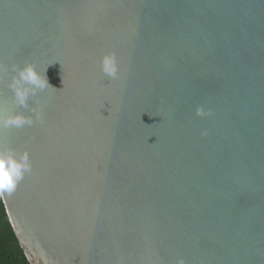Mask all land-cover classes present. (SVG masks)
<instances>
[{
	"label": "water",
	"instance_id": "95a60500",
	"mask_svg": "<svg viewBox=\"0 0 264 264\" xmlns=\"http://www.w3.org/2000/svg\"><path fill=\"white\" fill-rule=\"evenodd\" d=\"M13 64L51 86L27 107ZM8 115L29 264H264V0H0Z\"/></svg>",
	"mask_w": 264,
	"mask_h": 264
},
{
	"label": "clouds",
	"instance_id": "9594fccd",
	"mask_svg": "<svg viewBox=\"0 0 264 264\" xmlns=\"http://www.w3.org/2000/svg\"><path fill=\"white\" fill-rule=\"evenodd\" d=\"M9 70L13 75L8 87L13 93L14 103L17 105L27 107L26 101L30 95H35L38 90L51 87L46 76L42 77L31 64H25L23 67L13 64ZM100 70L110 79L117 78L118 65L114 53H106L102 56ZM207 115H210V113H206L203 108H197V117ZM31 123V120L21 115L0 116V125L5 128L21 127L24 124ZM202 135H207V133L204 132ZM28 167L26 156L21 158L20 162H17L10 154L7 156L0 154V191H12L16 181L21 178L22 170L27 171ZM178 264H184L183 260H180Z\"/></svg>",
	"mask_w": 264,
	"mask_h": 264
},
{
	"label": "trees",
	"instance_id": "16d2710c",
	"mask_svg": "<svg viewBox=\"0 0 264 264\" xmlns=\"http://www.w3.org/2000/svg\"><path fill=\"white\" fill-rule=\"evenodd\" d=\"M0 264H29L8 222L0 199Z\"/></svg>",
	"mask_w": 264,
	"mask_h": 264
}]
</instances>
